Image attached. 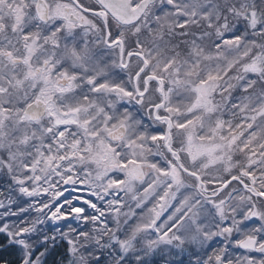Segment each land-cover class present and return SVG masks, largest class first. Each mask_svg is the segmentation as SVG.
I'll use <instances>...</instances> for the list:
<instances>
[{
    "label": "snow or ice",
    "instance_id": "obj_1",
    "mask_svg": "<svg viewBox=\"0 0 264 264\" xmlns=\"http://www.w3.org/2000/svg\"><path fill=\"white\" fill-rule=\"evenodd\" d=\"M0 264H264V0H0Z\"/></svg>",
    "mask_w": 264,
    "mask_h": 264
},
{
    "label": "trees",
    "instance_id": "obj_2",
    "mask_svg": "<svg viewBox=\"0 0 264 264\" xmlns=\"http://www.w3.org/2000/svg\"><path fill=\"white\" fill-rule=\"evenodd\" d=\"M8 253H6V255H7ZM11 259H13V260H15L16 259V257H15V255L13 254L11 257H10Z\"/></svg>",
    "mask_w": 264,
    "mask_h": 264
}]
</instances>
